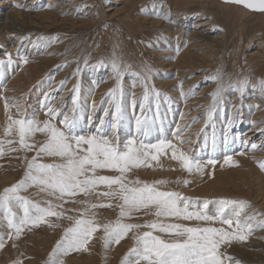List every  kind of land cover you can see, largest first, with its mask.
I'll return each instance as SVG.
<instances>
[{"label": "rangeland", "instance_id": "rangeland-1", "mask_svg": "<svg viewBox=\"0 0 264 264\" xmlns=\"http://www.w3.org/2000/svg\"><path fill=\"white\" fill-rule=\"evenodd\" d=\"M177 1L0 0V12L9 14L16 22L26 28V32L23 34L0 33V59L7 61L8 57L6 53H10L14 61L13 65L7 69L4 86L0 87V137L3 135V127L6 123V116L2 117L3 112H5L3 97H8L10 104L14 102L22 104L28 116H34L42 121L48 118L45 115L46 96L51 93L54 97V99L50 98L52 107L59 108L63 112H69L73 107L72 89L77 83L80 85L79 102L76 112L80 120L79 125L86 122L83 114H81L82 107L86 106L83 113L88 114L87 118L89 116L92 117L88 134L95 132L100 120H107L109 118L104 116L105 108H109L111 112L110 105L107 103V93L109 89L115 86L116 81L113 79L110 66L93 68L91 65L96 64L101 59L107 62L113 53L122 61L131 64L134 69H139L145 64L152 68L150 86L154 85L157 90L166 93L171 98L168 100V103L163 98L161 99L159 113L167 111L168 104L177 108L179 105L176 103L174 96L159 83L162 81L174 82L176 80L172 77L173 75H177V71L173 72L172 67L169 65L173 64L178 56L184 54L187 50L186 48H189L193 50L192 55L197 59L196 63L198 62V64L186 63L184 65L185 68L183 70L187 71L183 74L182 82L183 85H187V89L197 86L195 94L189 96V101H191L192 105L187 113L185 112L188 115L191 114L193 117L191 121L189 120L191 123L187 121L186 125L194 126L193 130H190L188 134L192 139L195 138V140L191 141L190 144L187 143L189 148L185 144L182 147L190 150V154L196 155L195 153L200 149L203 136L208 135L213 130L218 119L217 115L221 113V110L218 109L212 119L206 123L205 113L207 106L211 102V97L208 94L216 87L215 82L210 80L209 77L217 69H220L225 74L226 82L229 77L233 80L249 77L252 84L256 83L257 80L264 79V70L257 72L259 69L258 64L264 62V13L246 9L242 5L225 3V0ZM16 4H21L24 7L14 6ZM226 5H229L227 6L228 8H225ZM141 7H145L147 10L142 12L140 10ZM241 8L249 13L244 18L239 13ZM241 19L243 21H240ZM172 22H175L178 28L183 30L179 34V37L182 39L178 44V36L171 30L165 31L166 25H169L168 23L172 24ZM193 27H196V30H203L208 37V47H211L209 48V51H211L206 58H211L212 62L202 61L200 55H204L203 51L206 50L204 47L197 45L187 46L190 42L189 40H194L193 37L190 38ZM8 34L9 36H7ZM21 36H29L30 39L21 43ZM39 36L49 39L54 37L55 40L47 47L44 46L45 41H40L34 45L32 42L37 41V37ZM18 50L22 55L27 57L28 62L26 64L17 55ZM84 57L89 58L88 66L83 64ZM33 58L41 59L46 70L32 71L30 69V61ZM77 61H80L79 67L81 68L78 76L74 75L78 67ZM22 74L25 76L22 80L20 79V84L17 85L16 81ZM195 77L197 78L196 82H192L193 85H190L192 79ZM62 80L66 81V84L61 89L60 81ZM133 81L134 78L131 75H125L122 81V87L126 93L124 99L125 112L128 107V109L132 108L130 105L131 96L127 94L136 91L138 94L136 98L139 100L143 91L139 86L132 88ZM180 84H178V87H173L179 88ZM102 85L104 86L103 88H101ZM43 87L45 89L41 92ZM46 88H48L47 91L49 92L47 95L44 92ZM199 93L201 97L198 99L196 97L200 96ZM260 93L258 89L252 87L245 89L242 98L238 93L231 90L225 93L224 109H227L231 114V108L229 107L233 104L240 108L239 120L231 127L230 130L232 131L229 137L237 140L235 135L239 136L236 149L241 148L248 156L254 151L252 152L243 148L241 140L247 139L249 142L258 143L257 145L264 143V131H262L264 130V105L260 106L262 107L260 110L261 117L257 118V121L262 124L254 126L255 128H253L251 122V116L254 113L251 112L253 111L252 108L249 109L248 107V101L253 96H259V101L264 103V94ZM197 99L198 101H196ZM42 102L45 104H42ZM93 103L96 105L95 108L92 107ZM147 107L149 106L146 105ZM91 109L92 111L94 110L93 114H90ZM137 109L140 111L139 104H137L134 110L137 111ZM247 109L248 111L250 110V113ZM150 110L145 115L154 117L153 114L157 110L154 103L151 104ZM233 111L235 112V109ZM11 112L15 115L16 109L12 108ZM149 113L153 114L150 115ZM126 118V122L119 127L117 132L121 142H125L134 135V133L131 134V130L128 133L123 132L124 128L126 129L128 126L127 114ZM217 125L215 128H220L219 130L222 133L221 136L215 137V142L223 143V127L221 124ZM249 129L253 133L248 134ZM187 130L188 127L185 131ZM78 132L84 134L79 129ZM190 137L187 139H190ZM42 139L43 136L37 134V140ZM174 141L176 142L175 139H173ZM151 142H156V140ZM205 149L207 150V145H205ZM261 149L264 150V148ZM261 149L255 151L253 154L259 153ZM24 155L25 153L23 152H15L0 157V191L22 178L26 167L21 159ZM32 155H34V152L27 153L29 159ZM263 156L264 154H262L259 160L264 159ZM165 159L171 160L170 153L162 155L159 162L153 161V167L151 168L142 167L134 169L128 174V178L130 180L139 178L148 182L163 179L169 181V183L161 186L162 190L178 191L186 196L199 197L201 200H215L217 198L246 199L250 202L252 208L257 209L259 212H264V187L261 186V179H258L256 175L251 176L250 183L240 182L242 188L233 187V185L228 184L225 187L229 186L227 188L231 189L229 192L211 191L210 193H205L200 190L195 191L193 188L192 176L194 175L192 173H188L181 167L178 170L176 168L170 170L169 165L164 163ZM259 160H254L255 162L253 163L256 170L264 174V170H261L258 166L257 161ZM44 162L51 161L45 160ZM174 162L177 163V161ZM211 173V175L209 173L208 178H204L205 182H211L210 176L217 179V175L214 172ZM99 174L116 175L117 173L109 170H100ZM178 179L180 183H175ZM184 180H188L189 183L184 185ZM98 191H106V188L100 186ZM22 195L41 202L42 206H46L44 204L46 200L52 199L45 193L39 192L36 187L30 188L27 192L22 193ZM76 199L83 200L85 197L80 195ZM87 199H90L93 203H107L106 200H98L95 195L87 197ZM112 203V208L105 207L94 210L97 213V219L101 223L115 220L118 216L119 208L115 206L117 202L112 201ZM81 207V205L74 203L64 204L65 209H79ZM213 207L215 206L209 205V210H212ZM251 210L249 209V211ZM66 215H77V213L75 211H68ZM49 219L52 223L59 224V227L50 228L45 224H41L31 231L25 230L21 238L15 241L16 247L12 246V241H7L5 248L0 250V264H13V261L17 259L21 260L22 264H47L49 253L56 242L60 240L64 228L68 227L71 223L67 219L57 220L55 217H50ZM152 219H154L153 216H146L143 212H139L134 214L133 219L126 222L143 224L145 221ZM174 222L185 224L195 222L194 224H196V221ZM6 231V228L0 229V232ZM257 232L259 231H253L248 240L252 239V236ZM100 236H102V232L95 234L93 240L88 245V251L72 252L62 257L64 264H120L122 258L133 246L131 233L128 237L121 240L119 244H112L107 249L104 248ZM246 242L239 243L246 244Z\"/></svg>", "mask_w": 264, "mask_h": 264}, {"label": "snow or ice", "instance_id": "snow-or-ice-1", "mask_svg": "<svg viewBox=\"0 0 264 264\" xmlns=\"http://www.w3.org/2000/svg\"><path fill=\"white\" fill-rule=\"evenodd\" d=\"M225 3L242 5L249 10L264 13V0H225ZM14 6L24 7L21 4ZM140 10L143 12L146 8L141 7ZM29 39V36L20 37L21 43ZM53 40L54 37L49 39L39 36L37 41L32 43L35 45L45 41L44 46L47 47ZM6 55L7 61L0 59V87L4 86L7 69L14 63L11 54ZM17 55L23 63L28 62L27 57L19 50ZM77 64L74 75L78 76L81 72L80 61H77ZM83 64L89 65L88 57L83 58ZM91 66H110L116 81L115 86L107 93L111 112L109 108H105L104 116L109 118L101 119L96 131L91 134L78 132L80 120L76 112L80 94L79 83L72 89L73 107L69 112L52 107L50 98L54 97L51 93L46 96L45 115L48 118L42 121L28 116L22 104H10L9 98L3 97L6 123L0 137V157L23 152L25 155L21 159L26 167L21 179L0 191V229H7L6 232H0V250L5 248L7 241H12V246L16 247L15 241L21 238L25 230L31 231L41 224L50 228L59 227V224H54L49 219L55 217L57 220L67 219L71 223L64 228L60 240L49 253L47 264H64L62 257L72 252L88 251V245L97 232H102L100 240L105 249L112 244H119L131 233L133 246L120 264H242V261L228 253L227 249L234 242H246L253 231L264 229V212L252 208L246 199L201 200L199 197L186 196L178 191L162 190L161 186L169 183L163 179L152 182L139 178L130 180L128 174L134 169L151 168L153 161L159 162L162 155L169 153L170 158L177 161L188 173L203 175L206 167L211 166L214 169L218 161L209 158L202 162L196 155L190 154V150L182 147L185 143H191V139L183 138L189 125L176 126L173 133L175 143L164 137L162 127L160 138L156 142L149 140L159 118L161 99L165 102L171 99L154 85L150 86L153 70L149 65L134 69L131 64L122 61L113 53L107 62L101 59ZM125 75L134 78L133 88L139 86L143 91L139 100L134 92L127 94L131 96V107L135 109L139 104L141 114L135 116L134 135L121 142L117 132L127 119L124 105L126 93L122 87ZM209 79L215 82L216 87L208 94L211 102L205 113L206 123L218 109L224 108L227 91H234L241 98L248 87L264 93V79L252 84L249 77L235 80L229 77L226 82L225 74L220 69ZM65 84L66 81H60L61 89ZM196 87L193 86L186 92L181 82V96L187 99L194 95ZM153 103L157 116L149 117L145 113ZM146 105L149 107L146 108ZM92 107H96L95 103ZM232 107L235 112L228 115L223 134L226 153L230 143L228 131L240 117V108L237 105ZM12 108L16 109L15 115L11 112ZM88 119L91 122L92 117L89 116ZM37 134L42 135L43 139L37 140ZM241 144L249 151L264 148V143L257 145L248 140H241ZM29 152H34L30 159L27 156ZM239 155H246V152L241 151ZM45 160L51 162H44ZM257 163L259 168L264 170V159ZM224 164L239 167L238 162L229 154H225ZM100 170L117 174L101 175ZM175 183H180L179 179ZM188 183V180L183 181L184 185ZM100 186H104L106 191H98ZM33 187L52 198L44 202L46 206L22 195ZM80 195L85 199H76ZM92 195L98 200H106L107 203H93L87 199ZM112 201L117 202L115 206L119 208L118 216L115 220L101 223L94 210L112 208ZM66 203L79 204L82 207L65 209ZM209 205H215L214 210H209ZM68 211H75L77 215H66ZM139 212L153 216L154 219L143 224L126 222ZM174 221H196V224ZM13 264H22V261L17 259Z\"/></svg>", "mask_w": 264, "mask_h": 264}, {"label": "bare ground", "instance_id": "bare-ground-1", "mask_svg": "<svg viewBox=\"0 0 264 264\" xmlns=\"http://www.w3.org/2000/svg\"><path fill=\"white\" fill-rule=\"evenodd\" d=\"M227 6H229V5H226L225 8H228ZM239 13L241 14L242 18H244L246 15L249 14L247 11H245L242 8L240 9ZM240 21H243V20L241 19ZM168 24L169 25H166V27H165V29H166L165 31L166 32L168 30L173 31L178 36V39H177V44H178V42L182 39L181 37H179V34H181L183 30H180V28H178V25H176L175 22H172V24H170V23H168ZM196 27H198V26L196 25ZM196 27H193V30L191 31V34H190V38L193 37L194 40H189L190 42H189V44L187 46L197 45V46H200V47H204L206 49V50L203 51L204 55H200L202 61L203 62L204 61L212 62L211 58H208V59L206 58V56H208V54L211 51V50L209 51V48H211V47H208L209 46L208 37L206 36V34H205V32L203 30H196ZM172 29H174V30H172ZM3 32L9 33V34L10 33H12V34H23V33L26 32V28L23 25H21L18 22H16L9 14H4V13L0 12V33H3ZM9 34L7 36H9ZM240 40H242V39H240ZM186 49H185L186 51H185L184 54H181V56H178L176 58L177 60L173 64L169 65V66L172 67L173 72L177 71V75L176 76L173 75V77H172V78H175L176 80L174 82H172V81H164L163 82L162 81V82L159 83V84H161L162 87L166 88L172 96H174V98L176 100V103L179 106H177V108H175V106L173 107V106H169V104L168 105L166 104L167 105V108H166L167 111L162 112V113L158 112V117L159 118L157 119V122H156V125H155L154 129H153V132H152L151 136L149 137L150 141H155L158 138H160V136H161L160 128L161 127L163 128L164 137L169 138L170 140L175 139L174 136H173V133L176 130V126L180 125L181 127H184L187 124L186 123L187 121H189V120L191 121L193 119L191 114L190 115L186 114L188 109L192 105L191 101H189V97L187 99H185L180 94V88L173 87V86L178 87V84H180L182 82L183 74H185L186 71H187V70L186 71L183 70L185 68L184 65L186 63H188V64H198V62L196 63L197 59L192 55L193 54V50L189 49V48H186ZM208 62H207V64H208ZM30 63H31L30 69L32 71H34V72L45 71L46 70V67L44 66V63H43V61L41 59H36V58L34 59L33 58V59H31ZM258 66H259V69H258L257 72H260V70H262V71L264 70V62L258 64ZM24 76L25 75H23V74L19 76V78L16 81L17 85L20 84V81L24 78ZM170 76H172V75H170ZM196 80H197L196 77L194 79H192L190 85L191 84L193 85L192 82H196ZM185 81H187V80H185ZM186 86L187 85L184 84L183 88L187 92L188 89L186 88ZM103 87L104 86L102 85L101 88H103ZM11 89H13V88H11ZM44 89L45 88L43 87L41 89V92ZM47 90H48V88H46V90L44 91V92H46V95L49 93ZM134 93H135V95L137 97L138 94L136 93V91H134ZM199 95H200V93H199ZM199 97H201V95L196 97V98L199 99ZM258 98H259V96H257V97L253 96L248 101V107H249V109L252 108L253 111H251V112L254 113L251 116V118H252L251 122H252L253 128H255L254 126L262 124L261 122L259 123V121H257V118H259V116L261 117L260 110H261L262 107H260V106L261 105L263 106L264 103L260 102ZM198 99L196 101H198ZM167 103H168V101H167ZM42 104H45V103L42 102ZM170 105H171V103H170ZM233 105H235V104H233ZM232 106L229 107V108H231V114L234 113V111H233L234 108ZM82 108L84 110L86 108V106L85 107L83 106ZM128 108H127V111H126V114L128 116V126L126 127V129L124 128L123 132L124 133H128L131 130L132 131L131 134H132V133L135 132V130H134L135 116L140 115V111H138V109L136 111L133 108H130V109H128ZM135 109H136V107H135ZM83 110H81V114H83L84 120H86V122L82 121L83 123H81V125H79L78 129L82 133L88 134L89 133L88 129L90 127L89 125H90L91 122H89V119L87 118L88 114H84ZM247 111H248V109H247ZM91 112H90V114H93L94 110L92 111V109H91ZM0 113H1V110H0ZM152 114H150V115H152ZM228 115H230V112L227 109L225 110L224 108L221 110V113L219 115H217L218 119L216 121V125L217 124H221L222 127H223L222 131H224V129H225L226 119H227ZM4 116H6L5 112H3L2 117H4ZM153 116L154 117L157 116V110H156V113L153 114ZM5 121H6V118H5ZM240 122H241V120H240ZM239 125L241 126L240 123H239ZM215 126H214L213 130L208 135H204L203 136L202 142L200 144V149L195 154H196V156L199 159H201L202 162L203 161H207L209 158H215L218 161V163L216 164L214 169L211 166L206 167L203 175H201L200 173H196V172L192 173V175H194V176H192L193 177L192 178L193 179V181H192L193 184L192 185H194L193 188L195 189V191H199L200 190L201 192H205V193H210L211 191H213V192H218V191H220V192L221 191L222 192L223 191L224 192H229L231 189H227L229 186L225 187L226 185L229 184V185H233V187L242 188V186H240L241 185L240 182L250 183L251 182L250 181L251 176H253V175H256L258 179H261L260 184H262L261 186L264 187V174L259 173L256 170V168H255V164L253 163V162H255L254 160H259L260 159L262 154H264V150L261 149V151L259 153H257V154H253L255 151L254 152L252 151L253 153L249 152L251 154L249 156L248 155H239V153L242 150H241V148H237L236 149V147L238 145L239 136L235 135L237 140H234V138L232 139V138L229 137L230 143L228 145V149H227V153H226L224 143H222V142L221 143L220 142L219 143L218 142L217 143L214 142V138L217 137V136H221V133H222L219 130L220 128L219 129L217 127L215 128ZM189 127H190V129H189ZM189 127H188V130L185 131L184 134H183V138L185 140H187V138L190 137L188 132H190V130H193L194 126L193 127L189 126ZM196 128H194V129H196ZM231 131L232 130L229 129L228 135H231ZM192 132H194V131H192ZM247 133L251 134V133H253V131H251L249 129ZM190 139H191V141L195 140V138L192 139L191 137H190ZM256 144H258V143H256ZM185 145L187 146V143H185ZM205 145H207V150L205 149ZM225 154L232 155L233 160L238 162L239 167L235 166V167L231 168L228 165H225L224 164V156H225ZM171 160H169V159L166 160L165 159L164 163L169 165L168 167L170 168V170L172 168H176L178 170L180 168L179 163L177 162L178 163L177 164L176 162L171 161ZM211 172H214L215 175H217V179H214L212 176H210L211 182L210 183L205 182L204 178H208L209 177V173L212 174ZM215 175H214V177H215ZM214 208L215 207H213L212 210H214ZM194 223H192V225H194ZM258 231L259 232H257L256 234H254L252 236V239L250 238L249 240H247L246 244L239 243V242L233 243L232 246L228 248V250H227L228 253L232 254L235 258L241 260L242 264H264V229H259Z\"/></svg>", "mask_w": 264, "mask_h": 264}]
</instances>
